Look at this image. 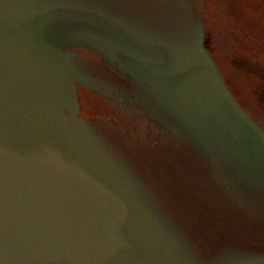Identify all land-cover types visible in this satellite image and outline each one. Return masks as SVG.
<instances>
[{
    "label": "water",
    "instance_id": "obj_1",
    "mask_svg": "<svg viewBox=\"0 0 264 264\" xmlns=\"http://www.w3.org/2000/svg\"><path fill=\"white\" fill-rule=\"evenodd\" d=\"M246 1L0 0V264H264Z\"/></svg>",
    "mask_w": 264,
    "mask_h": 264
},
{
    "label": "flooded vegetation",
    "instance_id": "obj_2",
    "mask_svg": "<svg viewBox=\"0 0 264 264\" xmlns=\"http://www.w3.org/2000/svg\"><path fill=\"white\" fill-rule=\"evenodd\" d=\"M243 10H244L245 15H247L246 23H247L248 30L246 29L247 31L244 32L242 36L243 45H244V50H243L244 60L242 61L241 65H242V69H245L246 72L248 73L251 71L253 72V69H256L255 65L254 67H250L252 66L251 63H254V61H252L254 59L251 58L250 52L254 54V56H257L259 61L262 63V66L260 64V66L258 67L257 72H258V76L260 77V80H259L260 82H258L257 84H254L255 90L253 91L254 99H252V102L255 105L257 104V108H261V111H262L261 114L264 119V0H257V1L247 0L243 5ZM231 20H232L231 18L227 19L226 24L228 25L229 23H231ZM250 21L254 24H250ZM218 22L219 20L216 19L215 17H212V19L211 18L209 19V27L211 28V30L218 31V29L219 30H222V28L224 29L223 24L218 23ZM211 40L213 42L212 35L209 38V44ZM231 45L233 46L232 43ZM217 46H219L218 42H217ZM219 54L222 55L221 60H223L224 55L222 54V52L218 53L217 55ZM257 72H255V74H257ZM248 82L250 81L248 80Z\"/></svg>",
    "mask_w": 264,
    "mask_h": 264
}]
</instances>
